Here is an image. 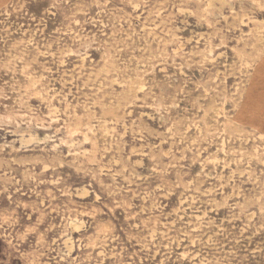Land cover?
Segmentation results:
<instances>
[{
    "label": "rangeland",
    "instance_id": "rangeland-1",
    "mask_svg": "<svg viewBox=\"0 0 264 264\" xmlns=\"http://www.w3.org/2000/svg\"><path fill=\"white\" fill-rule=\"evenodd\" d=\"M0 264H264V0H0Z\"/></svg>",
    "mask_w": 264,
    "mask_h": 264
},
{
    "label": "bare ground",
    "instance_id": "bare-ground-1",
    "mask_svg": "<svg viewBox=\"0 0 264 264\" xmlns=\"http://www.w3.org/2000/svg\"><path fill=\"white\" fill-rule=\"evenodd\" d=\"M259 3H260V2H259ZM262 7H263V6H262ZM241 21H242V20H241ZM220 42H221V40H220ZM233 51H234V50H233ZM19 60H20V59H19ZM41 78H42V76H41ZM36 85H37V84H36ZM47 96H48V95H47ZM47 98H48V97H47ZM53 98H54V96H53ZM19 100H20V99H19ZM51 100H52V99H51ZM65 101H66V100H65ZM136 101H137V100H136ZM143 101H144V100H143ZM50 102H51V101H50ZM58 102H59V101H58ZM153 104H154V103H153ZM103 106H104V105H103ZM83 107H84V106H83ZM115 108H116V107H115ZM117 108H118V107H117ZM119 108H120V107H119ZM52 109H53V108H52ZM55 109H56V108H55ZM88 109H89V108H88ZM104 109H105V108H104ZM150 109H151V108H150ZM47 110H48V109H47ZM118 110H119V109H118ZM124 110H125V109H124ZM86 111H87V110H86ZM94 112H95V111H94ZM101 112H102V111H101ZM129 113H131V112H129ZM127 114H128V113H127ZM141 115H142V114H141ZM141 115H139V116H141ZM130 116H131V115H130ZM147 117H148V116H147ZM161 117H162V116H161ZM122 118H123V117H122ZM122 118H121V119H122ZM139 118H140V117H139ZM56 120H57V119H56ZM158 120H159V119H158ZM51 122H52V121H51ZM116 122H117V121H116ZM104 123H105V122H104ZM111 124H112V123H111ZM104 125H105V124H104ZM106 125H107V124H106ZM116 125H117V124H116ZM122 125H123V124H122ZM132 126H133V125H132ZM132 126H131V127H132ZM93 127H94V126H93ZM122 127H123V126H122ZM86 128H87V127H86ZM123 129H124V128H123ZM100 130H101V129H100ZM111 130H112V129H111ZM167 130H169V129H167ZM107 131H108V130H107ZM109 131H110V130H109ZM111 132H114V131H111ZM139 132H140V131H139ZM166 132H167V131H166ZM106 133H109V132H106ZM124 133H125V132H124ZM124 133H123V134H124ZM13 134H14V131H13ZM199 134H200V133H199ZM72 135H73V134H71L70 136H72ZM106 135H107V134H106ZM106 135L104 134V136H106ZM175 135H176V134H175ZM124 136H125V134H124ZM124 136H122V137H124ZM106 137H107V136H106ZM110 137H112V136H110ZM120 137H121V136H120ZM171 137H172V136H171ZM83 138H84V137H83ZM168 138H169V137H168ZM31 139H33V138H31ZM36 139H37V138H36ZM46 140H47V139H46ZM115 140H116V139H115ZM21 141H22V139H21ZM27 141L29 142V140H26V141H25V142L28 144ZM50 141H51V140H50ZM87 141H88V140H87ZM139 141H140V140H139ZM141 141H142V140H141ZM11 142H12V141H11ZM23 142H24V141H23ZM31 143H32V142H31ZM164 143H165V142H164ZM24 144H25V143H24ZM109 145H110V144H109ZM147 145H148V144H147ZM158 145H159V144H158ZM27 146H28V145H27ZM56 146H57V145H56ZM160 146H161V145H160ZM20 147H21V145H20ZM20 147H19V148H20ZM71 147H72V145H71ZM109 148H111V147L109 146ZM139 148H140V147H139ZM143 148H144V147H143ZM147 148H148V147H147ZM152 148H153V147H152ZM154 148H155V147H154ZM54 149H55V148H54ZM159 150H160V149H159ZM105 151H106V149H105ZM67 154H68V153H67ZM84 154H85V153H84ZM163 154H164V153H163ZM163 154H162V155H163ZM140 155H141V154H140ZM145 155H146V154H145ZM145 155H143V156H145ZM164 156H165V155H164ZM65 157H66V156H65ZM165 157H166V156H165ZM103 158H104V157H103ZM127 159H128V157H127ZM115 162H116V161H115ZM16 164H17V163H16ZM116 164H117V162H116ZM26 165H28V164H26ZM18 166H19V165H18ZM60 167H61V166H60ZM43 168H44V167H43ZM43 168H42V169H43ZM167 168H168V167H167ZM44 169H45V168H44ZM49 169H50V168H49ZM100 169H101V168H100ZM45 170H46V169H45ZM45 170H44V171H45ZM47 170H48V168H47ZM125 170H126V169H125ZM123 171H124V169H123ZM100 174H101V172H100ZM130 174H131V173H130ZM104 175H105V174H104ZM128 175H129V174H128ZM29 177H30V176H29ZM133 177H134V176H133ZM140 178H142V177H140ZM138 179H139V178H138ZM124 180H125V179H124ZM145 180H146V179H145ZM16 181H18V180H16ZM127 181H128V180H127ZM175 182H176V180H175ZM115 187H116V186H115ZM158 188H159V187H158ZM58 191H59V190H58ZM13 193H14V192H13ZM81 196H82V195H81ZM82 197H83V196H82ZM96 197H97V196H96ZM96 199H97V198H96ZM144 201H145V200H144ZM141 203H142V202H141ZM143 203H145V202H143ZM41 205H43V204H41ZM27 218H28V217H27ZM68 218H69V216H68ZM61 220H62V219H61ZM70 220H71V219H70ZM73 220H74V219H73ZM76 221H77V220H76ZM70 224H71V223H70ZM70 224H68V226H69ZM81 224H83V223H81ZM81 224H80V225H81ZM71 225H72V224H71ZM73 225H74V224H73ZM59 226H60V224H59ZM59 226H58V227H59ZM76 226H77V225H76ZM135 226H136V225H135ZM73 227H74V226H73ZM79 227H80V226H79ZM83 227H85V226L83 225ZM68 228H70V227H68ZM74 229H75V228H74ZM75 230L78 231L79 229H78V230L75 229ZM151 233H152V232H151ZM149 235H151V234H149ZM60 236H61V235H60ZM60 236H59V237H60ZM149 237H150V236H149ZM151 237H152V236H151ZM67 239H68V238H67ZM67 239H66V240H67ZM53 240H54V239H53ZM66 240H65L64 244L66 243ZM68 240H69V239H68ZM52 242H53V241H52ZM54 242H55V241H54ZM72 242H73V241H72ZM62 243H63V242H62ZM62 243H61V244H62ZM68 243H69V242H68ZM70 243H71V242H70ZM79 243H80V242H79ZM66 244H67V243H66ZM66 244H65L64 246H66ZM79 245H80V244H79ZM71 246H73V245L71 244ZM69 247H70V246H69ZM78 247H79V246H78ZM69 249H70V248H68V251H69ZM71 249H72V248H71ZM79 249H80V248H79ZM65 250H67V249H65ZM70 252H72V251H70ZM101 253H102V252H101ZM66 255H68V254H66ZM74 258H75V257H74ZM74 258H73V259H74ZM63 260H64V259H63Z\"/></svg>",
    "mask_w": 264,
    "mask_h": 264
}]
</instances>
